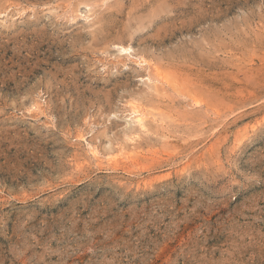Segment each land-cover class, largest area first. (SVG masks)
<instances>
[{
  "label": "rangeland",
  "instance_id": "1",
  "mask_svg": "<svg viewBox=\"0 0 264 264\" xmlns=\"http://www.w3.org/2000/svg\"><path fill=\"white\" fill-rule=\"evenodd\" d=\"M0 13V264H264V0Z\"/></svg>",
  "mask_w": 264,
  "mask_h": 264
},
{
  "label": "bare ground",
  "instance_id": "2",
  "mask_svg": "<svg viewBox=\"0 0 264 264\" xmlns=\"http://www.w3.org/2000/svg\"><path fill=\"white\" fill-rule=\"evenodd\" d=\"M1 14V13H0ZM6 14H8L7 12H6ZM132 49V47L130 46V45H124V44H122L121 46H120V52H129L130 50ZM143 56H141V58H142ZM144 58V57H143ZM147 59V58H146ZM141 61H143V62H147L145 59L143 60H141ZM149 62V61H148ZM151 64V63H150ZM152 68V67H151ZM160 68V67H159ZM161 70V69H160ZM154 73H155V71H154ZM158 73V72H157ZM161 73V72H160ZM159 74V73H158ZM158 76V75H157ZM159 78V77H158ZM149 79L152 81V79H151V76L149 77ZM178 83V82H177ZM176 83V84H177ZM151 84V83H150ZM149 84V85H150ZM152 85V84H151ZM160 88V87H159ZM182 90V89H181ZM151 91V90H150ZM152 93V92H151ZM37 107V106H36ZM147 114V113H146ZM130 115L132 116V118H133V120H135V122H137V124H140V126L141 127H144L145 126V111H143L142 110V108H138V107H134V108H132L131 109V112H130ZM161 115V114H160ZM168 115V114H167ZM147 118H148V115H147ZM160 121V120H159ZM162 125V124H161ZM155 128V127H154ZM142 129H146V127L145 128H142ZM136 130V129H135ZM131 133V132H130ZM132 134V133H131ZM126 135V134H125ZM139 135V134H138ZM132 136V135H131ZM130 137V136H129ZM134 139V138H133ZM130 140V139H129ZM128 140V141H129ZM94 148V147H93ZM96 149V148H95ZM92 150V149H91ZM137 152H139L138 150H137ZM92 153H94L96 156L97 155H99L100 153H98V150L96 151V150H94L93 149V152ZM137 156H138V154H137Z\"/></svg>",
  "mask_w": 264,
  "mask_h": 264
}]
</instances>
